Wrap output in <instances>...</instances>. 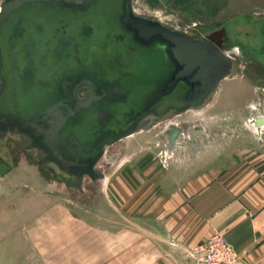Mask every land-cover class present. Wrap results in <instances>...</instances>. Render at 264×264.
<instances>
[{"label":"rangeland","instance_id":"1","mask_svg":"<svg viewBox=\"0 0 264 264\" xmlns=\"http://www.w3.org/2000/svg\"><path fill=\"white\" fill-rule=\"evenodd\" d=\"M179 19L162 22L175 28ZM205 25L193 29L197 37L226 32L234 58L229 76L204 108L170 112L109 147L102 178L49 175L31 153L0 147V264H99L100 249L114 244L117 231L139 228L121 225L136 215L139 197L145 194L140 200L147 204L145 191L162 190L175 171H215L264 157V14L215 17ZM173 125L183 131L172 143Z\"/></svg>","mask_w":264,"mask_h":264},{"label":"water","instance_id":"2","mask_svg":"<svg viewBox=\"0 0 264 264\" xmlns=\"http://www.w3.org/2000/svg\"><path fill=\"white\" fill-rule=\"evenodd\" d=\"M43 28L53 29L61 38L69 35L71 41L78 43L70 53L59 55L52 63V76L59 72L78 79L75 74L79 71V60L86 59L96 71L111 78L101 85L104 93L116 94L118 103L113 104L111 112H106L114 119L125 118L129 111L139 110L141 117L151 113L152 120H158L170 110L181 113L205 106L234 65V58L224 44L229 40L224 29L197 37L193 31L178 30L159 19L138 14L133 0H3L0 6V128L4 129L7 124L33 143H36V135L31 137L29 132L20 130L18 123L14 125L15 120L23 118L14 109H19L21 103L24 109L28 108L27 103L33 101L40 90L32 86L29 92L21 88L20 93L7 95L2 67L12 47L15 45L14 50H20L28 33L34 34L41 43L43 30H46ZM31 73L36 77L44 70L38 65ZM112 82L115 84L111 85ZM90 85L96 87L93 83ZM10 96L16 101L14 107ZM89 102L78 100L82 108ZM46 111H49L47 116ZM51 113L50 108L43 109L35 114L31 124L44 121L46 127L49 125L47 129L41 126L44 134L61 138L66 116L61 113L55 122L48 124ZM111 126L116 127L117 122ZM137 129L120 132L117 138L126 137ZM182 131L178 125L168 130L172 143ZM79 132L81 137H88L85 132Z\"/></svg>","mask_w":264,"mask_h":264},{"label":"crops","instance_id":"3","mask_svg":"<svg viewBox=\"0 0 264 264\" xmlns=\"http://www.w3.org/2000/svg\"><path fill=\"white\" fill-rule=\"evenodd\" d=\"M133 2L141 15L160 21L180 17L175 28L182 31L204 28L215 17L264 14V0ZM174 173L165 178L162 190L153 186L145 191L147 204L141 205L145 194L139 197L132 208L136 215L131 220L124 217L121 223L129 225L127 220L139 228L117 231L114 244L100 249L99 264H195L189 251L214 232L223 234L236 249L237 264H264V157L237 160L215 171L185 168ZM105 189L110 191L108 186Z\"/></svg>","mask_w":264,"mask_h":264},{"label":"flooded vegetation","instance_id":"4","mask_svg":"<svg viewBox=\"0 0 264 264\" xmlns=\"http://www.w3.org/2000/svg\"><path fill=\"white\" fill-rule=\"evenodd\" d=\"M222 28L226 27L222 26ZM37 29L40 30V28ZM43 29L46 30H43V41L41 43H38L34 34L28 33L26 41L20 46V50L18 48L17 51L14 50L15 45L12 47L13 49L10 50L12 53L7 55L2 67L3 82L5 81L6 84L5 92L7 95H13L15 92L18 94L21 88L27 89L24 91L29 92L28 90L32 86L40 90V94L33 101L31 100L29 104L27 103L29 109H24L22 103V105H19L20 110L14 109L17 114L23 117L22 120H15L14 125L18 123L20 130L24 133L29 132L33 135L31 137L36 135L38 141L35 140L36 143H33V140L26 141L20 132L13 131L5 124V130L2 127L0 128V147L9 149L13 146L19 151L31 153L41 163L44 172L49 175L64 176L77 182L84 177L95 181L104 176L101 162L109 147L143 129L152 128L168 113L175 111H168L158 120H152L151 113L144 114L141 117L139 110L129 111L125 118L117 116L114 119L112 115L108 116L109 114L106 112H111L113 104L118 103V101L114 97L115 93L113 96L109 95L110 92L104 93L101 84L104 80H111V78L96 71L86 59L79 60V71H76L75 74L77 77L79 76L78 79L70 76V74L65 75L59 72L55 74L56 77L52 76V63L59 58V55L70 53L78 43L71 41L69 35L61 38L62 36L58 32L54 33L53 29ZM57 38H61V40ZM224 44L231 45L228 40ZM21 53L22 57L19 58ZM38 65L43 68L44 73L37 74L34 77L31 72H35ZM0 83H2L1 80ZM92 83L97 88L90 85ZM114 84V82L111 83V85ZM61 89L65 92L63 93ZM118 95L117 93V97ZM10 98L14 107L16 101L14 102L11 96ZM78 100H90V102L82 108ZM49 108L52 113L46 122L48 124L55 122L56 117L61 113L66 116V121L60 130L61 138H51L44 134L41 126L45 129L49 127V125L46 127L43 124L44 121L37 125L31 124L35 114ZM48 114L49 111H46L45 115ZM16 117L18 116L16 115ZM116 122L117 126L112 127L111 124ZM136 127L138 129L128 136L121 139L117 138V134L120 132ZM79 130L85 132L88 137H81Z\"/></svg>","mask_w":264,"mask_h":264},{"label":"built area","instance_id":"5","mask_svg":"<svg viewBox=\"0 0 264 264\" xmlns=\"http://www.w3.org/2000/svg\"><path fill=\"white\" fill-rule=\"evenodd\" d=\"M189 256L195 264H237L239 254L221 233H212L206 241L195 245Z\"/></svg>","mask_w":264,"mask_h":264},{"label":"bare ground","instance_id":"6","mask_svg":"<svg viewBox=\"0 0 264 264\" xmlns=\"http://www.w3.org/2000/svg\"><path fill=\"white\" fill-rule=\"evenodd\" d=\"M190 109H192V108H190ZM190 109H188V110H190ZM129 137V136H128ZM127 138V137H126Z\"/></svg>","mask_w":264,"mask_h":264}]
</instances>
